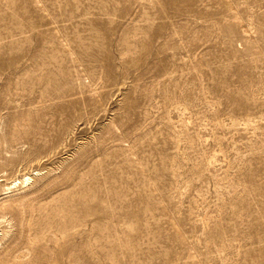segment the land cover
<instances>
[{
    "label": "rangeland",
    "instance_id": "374dc122",
    "mask_svg": "<svg viewBox=\"0 0 264 264\" xmlns=\"http://www.w3.org/2000/svg\"><path fill=\"white\" fill-rule=\"evenodd\" d=\"M0 264H264V0H0Z\"/></svg>",
    "mask_w": 264,
    "mask_h": 264
},
{
    "label": "bare ground",
    "instance_id": "6f19581e",
    "mask_svg": "<svg viewBox=\"0 0 264 264\" xmlns=\"http://www.w3.org/2000/svg\"><path fill=\"white\" fill-rule=\"evenodd\" d=\"M30 180H31V177L28 176V175L24 176L21 180L15 179L14 181H12L10 186L8 185V187L6 189L7 190L13 189V188L17 187L20 184L28 183Z\"/></svg>",
    "mask_w": 264,
    "mask_h": 264
}]
</instances>
